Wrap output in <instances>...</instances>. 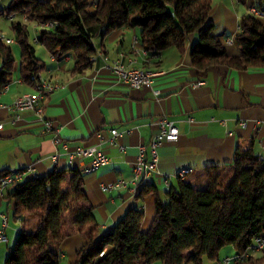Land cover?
Returning a JSON list of instances; mask_svg holds the SVG:
<instances>
[{
    "label": "crops",
    "instance_id": "crops-1",
    "mask_svg": "<svg viewBox=\"0 0 264 264\" xmlns=\"http://www.w3.org/2000/svg\"><path fill=\"white\" fill-rule=\"evenodd\" d=\"M86 1L90 4L87 11L93 13L95 0ZM211 1L212 34L228 55L237 56L239 48L235 37L240 30V20L245 15H254L264 21V0H245V4L240 0ZM1 2L6 5L8 0ZM252 9L260 14L252 13ZM33 24L36 38L42 26ZM138 35L137 30L123 27L96 39L94 44L102 56H97L82 74L72 73V57L58 62L47 52L42 60L35 50V56L45 66L40 76L55 84L43 102L44 116L51 120L53 132H46L32 111L16 112L11 107L15 98L33 93L37 84L21 79L20 56L14 57V81L0 92V123L3 125L0 173L19 170L24 179L43 177L54 169L78 170L83 176L86 204L94 207L100 234L111 229L133 205L142 208L141 230L147 231L155 215V196L137 198L142 185L154 186L165 199V193L176 189L180 181L197 189L205 188L207 168L216 166L223 172L229 170L237 148L251 147L253 153L264 160V68L237 70L220 65L200 73L192 67L190 58L197 40L194 34L187 37L183 53L170 47L146 61ZM103 56L110 63L119 60L128 68L140 67L158 74L151 85L131 88L117 80L106 67ZM153 90L159 94L156 96ZM16 115L19 120H15ZM164 116L178 128V139L164 141L158 147L156 169L135 188L130 179L139 147H145V159L150 160L149 143L159 131L157 121ZM112 129L118 131L114 138ZM55 136L59 139L57 143H54ZM90 146L97 147L106 156L107 163L92 169L91 158L77 154L78 149ZM183 169L189 172L180 179L177 174ZM120 179L128 182L126 187L102 190ZM6 190L0 199V229L1 215L7 216L9 210L13 211ZM24 219L28 231L36 227V218L25 213ZM67 227L72 228L71 221ZM88 232V229L81 234L72 232L61 242H51L50 249L58 253L65 264H71L77 251L86 244ZM234 254L232 250L225 257ZM260 256L261 252L248 250L243 264H259L255 260Z\"/></svg>",
    "mask_w": 264,
    "mask_h": 264
},
{
    "label": "trees",
    "instance_id": "trees-1",
    "mask_svg": "<svg viewBox=\"0 0 264 264\" xmlns=\"http://www.w3.org/2000/svg\"><path fill=\"white\" fill-rule=\"evenodd\" d=\"M89 5L86 0H8L0 8V17L21 16L41 25L34 42L58 62L72 57L73 74L91 67L96 39L123 27L138 31L146 61L170 47L183 53L187 37L194 34L197 40L190 58L200 73L220 65L237 70L264 68V21L257 16L241 18L235 37L239 55L230 56L212 34L211 0H95L93 13L87 11ZM11 26L21 51L19 75L34 84L45 66L35 56L27 25L13 22ZM0 60L3 91L14 81L16 60L10 45L2 41ZM206 171L205 188L180 181L176 189L165 193V199L154 186L142 185L137 198L155 196V215L147 231L141 230L142 208L133 205L101 234L94 207L86 204L83 176L78 170L54 169L43 177L24 178L6 190V198L13 203V218L21 222V228L4 264H60L50 243L86 229V244L71 264L219 263L225 246L245 254L255 237L264 236V160L251 147L237 148L228 179L219 167ZM25 213L37 220L31 231L25 226ZM66 216L71 218L68 231ZM260 252L255 262L263 264L264 249Z\"/></svg>",
    "mask_w": 264,
    "mask_h": 264
},
{
    "label": "built area",
    "instance_id": "built-area-1",
    "mask_svg": "<svg viewBox=\"0 0 264 264\" xmlns=\"http://www.w3.org/2000/svg\"><path fill=\"white\" fill-rule=\"evenodd\" d=\"M252 13L259 15L260 13L257 10L252 9ZM0 41L5 44H11L12 39L6 38L2 33H0ZM135 39V43H136ZM142 54L146 56V52L142 49ZM97 56H102L101 53L97 51V53L90 57V61L93 62ZM106 67L110 70V72L117 77V80L131 88H140L145 85H151L153 82V78L158 74L157 72H152L150 70H146L140 67L136 68H128L123 65L119 60L108 62L107 57L103 56ZM55 84H52L49 80L39 76L37 81L35 91L33 93H26L15 98L11 107L16 112L21 111H32L40 122L45 127L46 132H53L54 128L52 126L51 120L47 119L44 116L43 102L48 92L53 90ZM6 88V87H5ZM154 94L157 96L159 92L157 90H153ZM2 92V91H0ZM19 115L15 116V120H19ZM157 124L159 126V131L157 134L153 136L149 143L150 151H151V159H145V147H139V153L136 160V163L133 167L131 184L136 188L141 186L144 183V179L146 175L156 169V164L158 161L157 149L164 141H176L179 136L178 128L174 125V123L168 119L166 116L161 117ZM2 123H0V130L2 129ZM245 127V124H243ZM111 134L113 138L118 135L117 129H112ZM113 138L111 139V143H113ZM59 139L55 136L54 143H57ZM77 154L85 157L91 158V168L95 169L100 165L107 163L106 156L95 146L90 147H82L77 150ZM57 155L54 156L56 158ZM189 172L187 169L180 170L177 176L180 179H183L186 174ZM23 180V173L19 170H13L9 172H4L0 175V199L3 197L4 191L14 184ZM126 180L120 179L117 180L114 185L108 184L105 185L102 190L105 191L112 187L123 188L127 186ZM2 217V227L0 229V244L7 241V236L5 233L8 218L6 215H1ZM264 249V236L259 235L254 238L252 244L249 247V250L254 252H260ZM246 256L242 253H236L232 256H227L223 260V264H240Z\"/></svg>",
    "mask_w": 264,
    "mask_h": 264
},
{
    "label": "rangeland",
    "instance_id": "rangeland-1",
    "mask_svg": "<svg viewBox=\"0 0 264 264\" xmlns=\"http://www.w3.org/2000/svg\"><path fill=\"white\" fill-rule=\"evenodd\" d=\"M3 7H4V3L1 2L0 8H3ZM8 18L9 19H7L5 17H0V32L6 38L12 39L13 42H12V44H9V45L12 49L13 56L15 58H19L20 46L17 42L16 34L12 29L11 23H13V22H24L27 25L29 41L33 43L35 50H36V55L43 60V58L47 54V50L41 44L34 42V38H35V34H36L34 31V24H33L34 22L27 21L24 17H21V16H10ZM223 176L226 179H228L230 176V171L226 170L223 173ZM7 216H8V225H7L6 230H5V233L7 236V241L0 244V264H4V260H5L6 256L9 254L10 250L13 248V246L17 240L18 232L21 228V222L19 220H15L13 218V214H12L11 210L8 211ZM70 221H71V218L69 216H66V224H68ZM69 229L70 228H68L66 225V231H68ZM232 250H234L232 246H225L220 251V262L219 263H209V262H207V260H205L204 264H223V260L225 259V254L229 253ZM60 264H65V260H61ZM152 264H163V263L160 261H155Z\"/></svg>",
    "mask_w": 264,
    "mask_h": 264
}]
</instances>
